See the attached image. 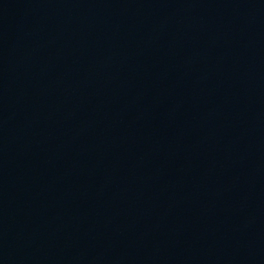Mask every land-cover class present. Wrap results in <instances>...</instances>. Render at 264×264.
Returning <instances> with one entry per match:
<instances>
[{"label": "water", "instance_id": "95a60500", "mask_svg": "<svg viewBox=\"0 0 264 264\" xmlns=\"http://www.w3.org/2000/svg\"><path fill=\"white\" fill-rule=\"evenodd\" d=\"M0 264H264V0H0Z\"/></svg>", "mask_w": 264, "mask_h": 264}]
</instances>
